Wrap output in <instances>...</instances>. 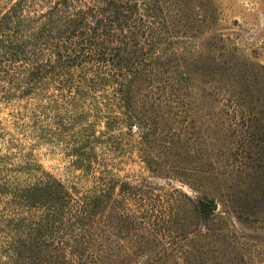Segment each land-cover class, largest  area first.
Returning a JSON list of instances; mask_svg holds the SVG:
<instances>
[{"label":"rangeland","instance_id":"374dc122","mask_svg":"<svg viewBox=\"0 0 264 264\" xmlns=\"http://www.w3.org/2000/svg\"><path fill=\"white\" fill-rule=\"evenodd\" d=\"M15 1L0 0V15ZM176 2L186 17H181L184 20L176 24L178 30L153 52V56L163 54L172 64L157 78L150 72L153 78L143 92L154 101L158 94L165 100L170 94L166 84H174L173 78L182 72L177 63L182 64L183 58L191 62L204 54V67L199 74L193 71V78L187 80L188 94L180 111H174L173 96L163 101L170 103L171 116L170 125L167 119L163 128L160 119L157 127L152 125L149 130L143 124L130 127L108 85L82 97V91L74 95L61 75L37 81L28 74L34 64L28 49L27 57L20 60L0 56V249L10 238L11 227L19 218L16 214L21 213L11 202L13 189L54 179L74 195L104 190L116 200L108 211L105 264L123 260V264H228L221 254L225 239L194 246L189 241L194 233L183 236L176 230L169 235L164 230L162 215L173 196L181 204L177 211L182 225L190 220L185 194L196 201L216 200L224 226L240 239L227 245L232 247L226 250L234 259L231 264H264V228L241 223L213 191L205 190L203 196V189L189 185L192 181L186 173L188 168L200 171L202 161L207 181H233L236 193L241 194L247 180L249 190L254 195L259 192L257 183L264 179V84L258 86L264 82L259 73L260 67L264 68V0ZM174 11L172 5L171 14ZM2 33L16 35L7 29ZM226 48H235L239 56L235 64L242 72L235 81L210 75L213 60L205 58ZM166 77L168 81H164ZM241 80L256 87L248 103L240 105L220 87ZM163 85L166 91L162 93ZM177 113L186 127L185 136H181L182 154L185 146L191 153L187 157L171 152L162 161L159 139L175 140L180 123L172 124ZM234 245L244 247L233 249Z\"/></svg>","mask_w":264,"mask_h":264},{"label":"trees","instance_id":"16d2710c","mask_svg":"<svg viewBox=\"0 0 264 264\" xmlns=\"http://www.w3.org/2000/svg\"><path fill=\"white\" fill-rule=\"evenodd\" d=\"M172 5L175 9L173 14L170 12ZM40 7L41 11L38 10ZM25 11L32 14L24 16L22 13ZM181 17H186V14L176 0H17L0 15V56L20 60L27 57L25 51L28 49L29 57L30 53L33 55L29 60L34 63L28 74L37 81L61 75L71 85L74 95L82 91V97L90 90L108 85L130 127L147 125L146 130H149L152 125L157 127L160 119L159 124L163 128L167 119L169 125L171 121L170 103H164L173 96L177 107L174 111L183 107L188 94L187 80L193 78V71L199 74L204 67V54L191 62L182 57V64L177 63L182 72L175 75L174 84H166L170 94L165 100L158 94L157 101H154L155 98L143 92V87L149 84L147 81L153 78L150 72H154L157 78V75H162L161 70L171 66V60H165L163 54L153 56V52L162 40L178 30L176 24L184 20ZM6 29L16 35L2 33ZM184 30L180 31L183 33ZM23 52L25 54L22 55ZM237 54L235 48H226L218 54L205 56L213 60L214 68L210 75L218 74L235 81L242 72L235 64L239 59ZM180 61L178 58L177 62ZM260 68V78H263L264 68ZM243 71L247 72L246 69ZM167 78L164 81H168ZM258 83L261 87L264 84L263 81ZM255 87L241 80L220 88L228 90L231 99L241 105L248 103ZM160 90L165 92V85ZM174 125L179 128L175 140L166 136L163 141L159 139L158 155L162 161L171 152L187 157L191 153L185 146L182 154L181 136H185L186 127L178 119V113ZM187 157L182 158L186 160ZM200 165V171L197 168L186 169L187 179L192 181L189 185L198 191L203 189V196H206L203 191H213V196L221 197V203L241 223L264 228V179L257 183V195L249 190L247 180L243 182L241 194H237L233 181L223 178L218 183L207 181V177H203L207 170H204L202 161ZM149 167L155 169L151 164ZM180 176L185 177L184 174ZM223 188L232 191L227 193ZM12 194L14 200L11 202L21 213L16 214L19 218L11 227L6 246H1L0 264H105L108 211L116 202L111 193L101 190L97 194L74 195L62 183L47 179L22 189L14 188ZM185 199L190 213L187 228L184 227L186 223L182 225L180 222L177 211L181 207L180 201L173 196L168 211L162 215L164 230L169 235L176 230V234L182 232L183 236L188 232L194 233L189 238L194 246H201L204 241L225 239L221 254L223 262L231 264L234 259L231 251L226 250L232 247L227 245H233L240 239L224 226L223 218L217 212L216 200L196 201L186 194ZM243 247L234 245L233 249Z\"/></svg>","mask_w":264,"mask_h":264},{"label":"water","instance_id":"95a60500","mask_svg":"<svg viewBox=\"0 0 264 264\" xmlns=\"http://www.w3.org/2000/svg\"><path fill=\"white\" fill-rule=\"evenodd\" d=\"M213 208H216V206H215V205H213Z\"/></svg>","mask_w":264,"mask_h":264}]
</instances>
